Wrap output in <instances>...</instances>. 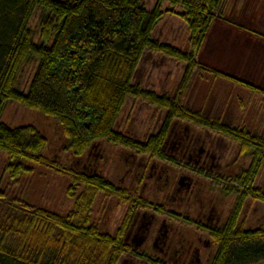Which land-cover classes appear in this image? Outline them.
Instances as JSON below:
<instances>
[{"label":"trees","instance_id":"obj_1","mask_svg":"<svg viewBox=\"0 0 264 264\" xmlns=\"http://www.w3.org/2000/svg\"><path fill=\"white\" fill-rule=\"evenodd\" d=\"M222 1L156 0L148 11L142 0H0V152L7 156L3 172L14 184L32 175V166L50 170L71 181L66 195L74 199L73 210L61 215L11 196L0 186V264H119L130 252L123 237L134 211L155 204L106 176L49 157V139L34 125L12 128L1 121L11 102L52 118L61 128L64 152L74 159L105 142L178 165L164 149L176 120L233 140L249 164L223 183L214 178L235 198L223 224L210 232L215 252L209 264L264 263V226L250 229L242 219L248 201L264 205V191L256 185L264 168V134L253 135L245 127L211 120L168 95L133 85L139 62L148 50L187 64L181 91L197 68L264 95L263 89L206 68L196 59ZM164 3L170 5V11H163ZM177 7L182 12L176 15L190 34L189 52L152 39L164 14H175ZM37 9L41 11L39 43L30 27ZM30 64H37L36 72L28 91L22 92L18 78ZM128 97L146 99L167 111L159 131L144 142L114 128ZM99 194L130 206L114 234L103 231L92 219Z\"/></svg>","mask_w":264,"mask_h":264},{"label":"rangeland","instance_id":"obj_2","mask_svg":"<svg viewBox=\"0 0 264 264\" xmlns=\"http://www.w3.org/2000/svg\"><path fill=\"white\" fill-rule=\"evenodd\" d=\"M227 1H222L215 16L219 18L224 16L223 9ZM142 3L148 11H151L156 0H142ZM170 9V5L164 3L163 11H170ZM181 12V8L177 7L175 14L165 13L153 30L152 39L189 52L190 34L187 25L176 15V13ZM40 21L41 11L37 9L30 24L36 43L40 42ZM198 56L199 53L196 59ZM36 68L37 64L24 66L23 72L18 78L20 91H28ZM186 69L187 64L184 62L162 53L146 50L133 77V85L139 86L142 90L153 91L158 95H168L170 99L179 100L181 104L192 110L202 111L211 120L219 119L224 124L234 128L245 127L243 125L247 123L248 131L251 134L257 136L264 134V95L250 90L240 83H232L234 85L232 88H226L228 84L225 82H214V79L219 77H215L207 70L197 68H195L187 88L181 91L180 86ZM239 103L242 106L239 107ZM166 115L165 109L150 104L146 99L128 97L117 117L114 128L135 141L144 142L159 131ZM1 121L12 128L34 125L49 139V150H47L49 157L60 158L78 170L106 176L113 182L125 177V181H123L124 183L121 182L120 187H125L129 191H134L138 186L135 173L126 172L128 165L125 163L128 164L132 158L128 150L99 142L82 158L74 159L72 154L64 152L61 128L52 118L14 102L7 105ZM173 124L176 135L186 131L191 136H199L201 141L205 140L206 148L216 155L214 164L217 169L215 175L223 177L234 175L248 166L249 159H244L239 155V147L233 140L187 122L176 120ZM174 140L175 136L172 134L165 152L175 156L181 163H187L186 158L176 153ZM6 158V154L0 152V186L6 188L11 196L21 198L32 205L61 215H67L73 210L74 199L68 198L66 195V189L71 183L69 179L58 176L50 170L32 166L34 169L32 175L24 176L19 182L13 184L3 172ZM167 165L170 167V164L167 163ZM174 170L175 172L178 171L177 168ZM256 185L264 191V168L256 181ZM205 187L208 194L218 202L219 205L217 206L220 207V211L223 208L221 214L225 217L233 205L235 197L225 195L220 188L207 180ZM141 196L147 198L146 195ZM119 205L122 204H119L114 198H105L102 194L97 196L93 206L92 219L106 233L113 234L121 222L124 208ZM222 215H217V217ZM243 219H245L247 228L255 229L264 226V205L248 201ZM220 222L221 220L217 221V225ZM202 235L204 238L207 237L205 234ZM214 250L215 247L211 244L208 253L203 254L204 264L208 263Z\"/></svg>","mask_w":264,"mask_h":264},{"label":"flooded vegetation","instance_id":"obj_3","mask_svg":"<svg viewBox=\"0 0 264 264\" xmlns=\"http://www.w3.org/2000/svg\"><path fill=\"white\" fill-rule=\"evenodd\" d=\"M173 125L164 149L173 134L176 153L186 158L187 163H181L170 155L179 164H170L169 167L167 162L152 160L128 150L132 158L128 164L125 163L128 165L126 172L135 173L138 186L134 191L140 198L155 204L150 205L151 208L134 211L123 237L130 252L121 257L119 264H158L159 261L162 264H204L203 254L208 253L211 244L215 247L210 232L223 224L232 208L223 217V208L220 211L218 202L205 187L207 180L223 191L224 185L218 186L214 178H220L223 183L232 174L226 177L215 175L216 155L206 148L205 140L201 141L199 136H191L186 131L176 135ZM207 174L213 178L207 177ZM123 181L125 177L115 183L120 186ZM119 206L124 208L123 219L130 206ZM219 220L221 222L217 225ZM202 234L207 237H202Z\"/></svg>","mask_w":264,"mask_h":264},{"label":"crops","instance_id":"obj_4","mask_svg":"<svg viewBox=\"0 0 264 264\" xmlns=\"http://www.w3.org/2000/svg\"><path fill=\"white\" fill-rule=\"evenodd\" d=\"M223 11L206 34L198 63L264 90V0H228ZM214 82L234 86L223 78Z\"/></svg>","mask_w":264,"mask_h":264}]
</instances>
